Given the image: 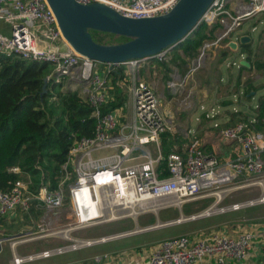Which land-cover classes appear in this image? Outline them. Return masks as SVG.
<instances>
[{
	"label": "built area",
	"instance_id": "2783aa9c",
	"mask_svg": "<svg viewBox=\"0 0 264 264\" xmlns=\"http://www.w3.org/2000/svg\"><path fill=\"white\" fill-rule=\"evenodd\" d=\"M76 1L83 4L104 3L124 16L142 18L163 14L178 0ZM254 17L264 24V0H212L200 22L219 24V34L213 42L218 44L241 27L244 21ZM0 21L9 24L8 31L0 27V53L50 63L53 70L47 78L55 83H60L66 76L77 79L83 84L84 100L91 107V116L96 121L92 136L73 141L65 162L60 165L56 188L43 184L32 190L30 180L19 179L9 189H0V217L17 209L28 213L44 208L50 212L69 201L74 222L78 226H86L125 217L133 219L142 213L179 206L210 195H214L215 199L207 208L213 206L208 216L264 204L263 191L257 198L219 206L222 196H218L220 191H213L241 177H257L251 183L262 185L264 132L255 130L242 120L227 126L214 122L213 126L218 127L222 139L234 141L239 146L240 154L235 158L220 162L203 148L201 140L192 135L194 131L190 129L186 130V136L190 138L183 148L164 155L159 145L160 134L172 133L173 129L160 108L158 94L144 81L132 80L128 86L130 115L123 118L118 110L102 113L101 106L109 98V72L116 64L98 62L75 52L63 38L46 0H0ZM255 28L253 26L251 30ZM206 44L203 42L201 55ZM63 46L64 50L61 49ZM169 54L170 49H164L151 57L120 64H126L133 71L136 63L142 60L166 61ZM105 64L110 67L101 68ZM241 65L239 63L237 67ZM202 111L206 118H213L217 113L213 108ZM114 146H124L125 153L94 158V151ZM134 149L143 151L144 160L126 164ZM10 171L20 172L16 166ZM206 191L212 192L203 195ZM259 226L258 231L246 229L236 234L210 229L199 236L178 234L165 237L155 243L145 264H227L228 261H243L249 256L254 240L258 236L264 237V220L259 221ZM129 233L133 232L95 239L64 236L67 240L65 244L26 255L13 252L12 259L15 264H21ZM6 240V237H0V248ZM23 240L26 239L12 241L11 247ZM91 262L117 264L112 254L107 252L95 255Z\"/></svg>",
	"mask_w": 264,
	"mask_h": 264
},
{
	"label": "rangeland",
	"instance_id": "374dc122",
	"mask_svg": "<svg viewBox=\"0 0 264 264\" xmlns=\"http://www.w3.org/2000/svg\"><path fill=\"white\" fill-rule=\"evenodd\" d=\"M251 24L252 23L250 20L244 22V26H251ZM253 26L256 27L252 31L255 46L259 43L261 35H263L264 24L262 22H257V24ZM253 26H251V28ZM0 27L7 31L9 30V24L6 22L0 21ZM257 55L258 61L264 62V49H258ZM198 56L199 54L195 56V60L201 58V56ZM232 59L234 62L233 68L237 70V66L240 62L241 57L236 56L235 58H230V60H228V63ZM151 61L152 60L147 59L136 63L133 71H130L129 67L126 64L115 65V67H122L124 70L123 80L118 84L120 90L123 93H126V95L128 94V86L132 80L144 81L151 87L153 86L151 83V81L153 80L155 82V87L153 88H155L156 92L162 88H164V91L167 92L168 89H166L167 87L165 88L164 86L169 78L168 73L171 71V69L170 66H168V71L165 72V64H169V62L175 64L174 61H176L177 64L180 63V65L188 63V67L190 68L189 73L192 74L197 65L201 66L203 63L202 61L198 60L196 62H193L192 64L191 60H184V57L178 55L177 48H174L170 52L166 61L157 60L156 66L154 68L151 67ZM159 65L161 66L160 68L158 67ZM107 66L108 65L105 64L101 68L106 69L110 67V65L108 67ZM178 70L180 79H182V77H184V72L181 70V68H178ZM154 71H156L155 74L153 73ZM178 82L179 81H177V83H174V86L177 88ZM60 84L62 91H76L83 99H85L83 84L81 82H78L77 79H70L66 76L62 79ZM129 108L130 107H126L125 103V106L118 110V113L121 117L124 118L130 114ZM162 112L166 115V117L172 124L171 128L173 129V131L171 134L173 135V147L180 150L181 148H183L185 143H187L186 129L188 127L190 128V130L194 129L197 121H195V119L197 117L201 119L200 112L199 115L198 110H162ZM202 114L204 115L205 113L202 112ZM125 151L126 149L124 146H114L109 149L94 151L93 156L94 158H96L113 153L123 155ZM144 158L145 156L143 151H141L140 149H134L129 154L125 163L132 164L142 161L144 160ZM261 177L263 178L262 185L251 183L257 177H241L236 178L233 183L229 184L228 186L213 190L216 192L220 191V194L222 196L219 206L228 204L230 202L257 198L264 191V168ZM211 192L206 191L203 193V195H208ZM214 199V195L200 197L195 200L183 203L179 206L172 205L167 208H160L156 211L142 213L133 219H131L130 217H125L123 219H117L113 221L91 223L86 226H78L74 222L69 201L64 202L62 207H60L59 209L50 212L46 211L44 208L34 209L28 213L17 209L15 210L16 212H12V214L10 213L5 217H2V222L4 223L2 225L5 226L6 232H4L6 233V235L5 233H3V231L2 234L5 235L7 240L4 242V245H2V250H0V262H2V264H6L4 258H6L8 254V245L14 240L31 238L27 242L21 243L20 246H30L31 248H33L34 252H38L67 243V240L64 238V236H71L78 239H95L120 235L125 232L132 231V234L129 233L126 235L117 236L103 242L69 251L65 254L58 255V257L65 258V261L61 262L60 264H71L74 262L91 261L95 255L104 252L112 254L115 260L117 258L126 259V255L130 252L128 255L130 257L128 259L130 260L128 261H130L131 264H141L146 260L145 257L149 252V248L154 246L155 243L162 238L178 234L199 236L201 233H205L212 228L222 229L220 226H218L217 222L224 220L227 221L231 218L236 221L239 220L241 222H250L252 220L254 221V218L250 219L249 217L260 213L262 214V212L264 211V204H256L243 208L239 211H232L223 214H211L209 216H201L194 219L188 218L191 215L202 213V211L207 209L214 202ZM167 200L175 201L174 198H168ZM232 222L228 224L229 226L225 225V227H234V225H232ZM155 225L156 227L153 228H149L146 230L142 229ZM0 237H2V235H0ZM132 250H134L135 253H139L142 257H139L138 255H132ZM54 257H57V255H55ZM30 264L39 263H36L35 261Z\"/></svg>",
	"mask_w": 264,
	"mask_h": 264
},
{
	"label": "trees",
	"instance_id": "16d2710c",
	"mask_svg": "<svg viewBox=\"0 0 264 264\" xmlns=\"http://www.w3.org/2000/svg\"><path fill=\"white\" fill-rule=\"evenodd\" d=\"M218 27V23L200 22L175 48H180L185 57L192 56L205 40L214 38ZM91 35L95 41L105 44L128 39L95 30ZM247 44L241 46L244 48ZM254 66L264 68V62L256 61ZM52 70L53 66L47 62L0 53L1 190L9 189L19 179L30 180L32 190L43 184L56 188L60 165L65 162L73 141L93 135L96 121L91 116L92 109L76 91H62L60 83L49 79L42 92L43 79L50 77ZM123 74L122 67L113 66L110 70V97L102 104V113L125 106L127 95L118 85ZM263 113L264 106L260 118ZM172 136L169 132L160 134L159 145L164 155L173 151ZM15 166L20 172L10 171ZM2 219L0 217V235L5 237Z\"/></svg>",
	"mask_w": 264,
	"mask_h": 264
},
{
	"label": "crops",
	"instance_id": "0c3cea01",
	"mask_svg": "<svg viewBox=\"0 0 264 264\" xmlns=\"http://www.w3.org/2000/svg\"><path fill=\"white\" fill-rule=\"evenodd\" d=\"M257 18L258 17L248 19L252 23L251 26H253L255 22L256 24L259 22ZM251 26H244L243 23L242 26L232 32L228 38H224L218 44H213L219 34V29H216L214 38L204 41V43H207V46L203 48V55H201L203 43L196 49V52L193 53L192 56L185 57L182 50L178 48V55L184 57V60H191L193 64V62L200 59L203 63L201 66L197 65L192 74L189 73L190 68L188 67V63L180 65V63L177 64V62L174 61L175 64L171 62L165 64V72L168 71V66H170L171 69L168 73L169 78L165 86L163 84L165 88L167 87L166 89H168L169 92H165L164 88L156 92L155 88H153L155 87V82L153 80L151 81L153 85L152 88L159 96L161 110H198V115L200 112L201 119L197 121L195 119L196 126L192 130L196 135L194 133L193 135L198 137L201 140L203 148L214 154L220 162L235 158L240 154V149L236 142L224 140L220 137L218 127L213 126L214 122L219 123L220 126H227L242 120L248 122L255 130L264 132V122L262 118L259 117L261 107L264 106V68L256 69L254 66L256 61H258V49H264V32L259 39V43L254 46L253 30H251ZM242 35L249 36L246 42L248 44L244 48L241 46L243 43L239 41ZM230 42H235L236 45L231 46L229 44ZM172 50H170V52ZM198 54L201 58L195 60V56ZM236 56L241 57L240 64L242 60L247 61L246 64L239 66L237 70L233 68L234 64H230L233 62V59L228 63L230 58H235ZM151 63V67L154 68L157 62L156 60H152ZM158 67L160 68L161 66L159 65ZM178 68H181L184 72V77H182V79H180ZM153 73L155 74L156 71ZM177 81L180 82V84L179 82L177 84L178 88L174 86V83H177ZM126 107H130L129 109L131 112L128 94ZM212 108L217 110L216 115L213 118H206L205 115L202 114V110H210ZM120 109L121 108L115 110ZM187 129L190 128L188 127ZM186 137L188 141L190 136ZM172 149L174 150L176 148L173 147ZM262 214L260 213L249 217L250 219L254 218V221L252 220L250 222L236 221L231 218L227 221L217 222V224L222 230L228 231L231 234H236L246 229L258 231L260 230L259 221L264 220V211ZM230 222H232L234 227L226 228L225 225L227 226ZM30 239L16 242L13 247H11V244L8 245V254L6 258H4L6 264H15L12 259L13 252L16 255H26L34 252L33 248L30 246H20L21 243L27 242ZM2 247L0 250H2ZM152 248L153 246L149 248V252ZM149 252L145 257L146 260ZM129 253L126 255V259L117 258V264H131V262L128 261L130 260L128 259L130 258L128 256ZM131 254L142 257L139 253H135L134 250H132ZM146 260L141 264H145ZM35 261L39 264H60L65 261V258H59L57 255V257L39 258L21 264H30ZM0 264H2V262H0ZM71 264L97 263L81 261ZM209 264H215V262H209ZM227 264H264V237L258 236L254 240L251 252L245 260L239 262L228 261Z\"/></svg>",
	"mask_w": 264,
	"mask_h": 264
},
{
	"label": "water",
	"instance_id": "95a60500",
	"mask_svg": "<svg viewBox=\"0 0 264 264\" xmlns=\"http://www.w3.org/2000/svg\"><path fill=\"white\" fill-rule=\"evenodd\" d=\"M57 20L66 43L77 53L111 65L128 60H141L164 50H172L200 23L203 13L212 0H178L163 14L150 17H127L110 6L76 0H46ZM107 32L128 38L119 43H99L91 31ZM249 36L242 35L240 43ZM235 46V42L229 43ZM65 46L61 49L64 50ZM242 60L241 64H246ZM49 78L43 79L42 92Z\"/></svg>",
	"mask_w": 264,
	"mask_h": 264
},
{
	"label": "bare ground",
	"instance_id": "6f19581e",
	"mask_svg": "<svg viewBox=\"0 0 264 264\" xmlns=\"http://www.w3.org/2000/svg\"><path fill=\"white\" fill-rule=\"evenodd\" d=\"M218 196L219 197H221V195L220 194H218ZM213 207V206H212ZM212 207H211V209H212ZM211 209H206V210H204V211H202V213H200V214H195V215H191L190 217H188V218H190V219H194V218H197V217H201V216H208V213H210V211H211ZM184 220V219H183ZM177 221V220H176ZM179 221H181V220H179ZM155 227V226H154ZM151 228H153V227H151ZM144 230V229H143ZM139 231V230H138ZM138 231H136V232H138Z\"/></svg>",
	"mask_w": 264,
	"mask_h": 264
}]
</instances>
